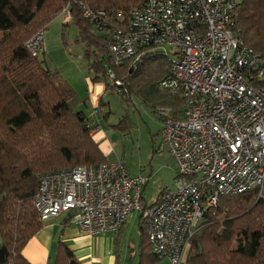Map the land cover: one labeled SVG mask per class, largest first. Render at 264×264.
<instances>
[{
  "label": "built area",
  "instance_id": "1",
  "mask_svg": "<svg viewBox=\"0 0 264 264\" xmlns=\"http://www.w3.org/2000/svg\"><path fill=\"white\" fill-rule=\"evenodd\" d=\"M237 10V0H147L125 28L108 30L113 66L138 59L144 49L173 63L161 87L178 92L185 108L179 118L159 110L158 139L187 182L150 205L148 179L132 176L123 160L43 175L35 200L43 222L68 214L82 233L99 237L119 233L136 212L160 259L185 264L190 239L221 198H264V61L233 33ZM84 15L96 28L108 27L104 12ZM43 38L27 44L35 55ZM106 71L112 84H121L113 68Z\"/></svg>",
  "mask_w": 264,
  "mask_h": 264
},
{
  "label": "trees",
  "instance_id": "2",
  "mask_svg": "<svg viewBox=\"0 0 264 264\" xmlns=\"http://www.w3.org/2000/svg\"><path fill=\"white\" fill-rule=\"evenodd\" d=\"M146 1L0 0V264H31L23 250L44 227L35 207L43 175L109 160L86 114L72 108L76 90L27 47L64 9L77 27V42L86 47L94 82L106 81V68L111 67L121 84L107 83L108 91L117 89L126 102L132 95L140 97L161 121L159 110L182 116L185 100L161 87L171 76L168 58L144 49L138 59L113 66L109 56L108 30L125 28L132 10ZM86 10L104 12L106 30L96 28ZM232 31L264 61V0L238 2ZM186 182L178 176L179 186ZM139 230V264L166 263L155 253L141 217ZM53 264L82 262L60 243ZM185 264H264V198L254 193L221 198L190 239Z\"/></svg>",
  "mask_w": 264,
  "mask_h": 264
},
{
  "label": "rangeland",
  "instance_id": "3",
  "mask_svg": "<svg viewBox=\"0 0 264 264\" xmlns=\"http://www.w3.org/2000/svg\"><path fill=\"white\" fill-rule=\"evenodd\" d=\"M65 24L69 26L65 27ZM40 33H44V46L39 52L41 60H45L50 69L59 70L61 77L78 92L72 108L80 112L79 106H82L90 115L93 114L92 104L88 103L87 109L84 103L88 99L87 80L93 79L95 74L89 70L90 61L86 58L85 45L77 42L78 30L71 14L64 9L46 31H40L35 36ZM44 52L45 55L42 56ZM104 103L109 114L105 117L95 115L92 122L106 134V141L113 150L109 159L123 160L132 176L148 179L144 199L150 205L168 190L177 189L179 183L176 163L169 152L160 151L158 134L162 122L153 110L136 95H132L126 102L117 89L106 94ZM130 221L126 230L123 259L125 264H137L139 255L135 245L139 243V214L135 212ZM52 257L51 264L55 255Z\"/></svg>",
  "mask_w": 264,
  "mask_h": 264
},
{
  "label": "crops",
  "instance_id": "4",
  "mask_svg": "<svg viewBox=\"0 0 264 264\" xmlns=\"http://www.w3.org/2000/svg\"><path fill=\"white\" fill-rule=\"evenodd\" d=\"M107 83H111L107 77L106 81L100 82H94L92 78L87 80L88 99L85 101L84 105L88 109L87 104L91 103L94 108V113L90 115L89 112H86L87 110L82 108V106H79V110L86 114L92 125V121L95 120V115L97 116L100 114L105 117L107 113L105 107L106 104H104V106L100 105L101 102L104 101L106 94L110 92L106 88ZM73 88L76 90L75 87ZM94 127L95 132L93 133V137L95 141L100 144L101 150L109 159V155L113 150L106 141V134L99 130L97 126ZM130 219L128 222H131ZM128 224L129 223L124 226L123 231L119 234H105L99 237H91L82 233L80 229L73 224L69 215L64 214L57 219H49L44 222L42 231L32 238L24 248L23 256L31 264H51L52 256L53 254L56 256L60 243H65L69 249L74 252L75 257L82 262V264H125L123 250L126 242V230ZM138 233L139 243L137 242L135 246L137 247L138 255L140 256V230ZM188 255L189 248L186 252V262ZM139 256L137 257V264H139Z\"/></svg>",
  "mask_w": 264,
  "mask_h": 264
}]
</instances>
